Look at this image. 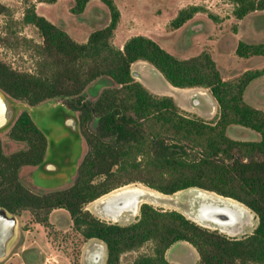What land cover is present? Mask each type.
I'll return each mask as SVG.
<instances>
[{
	"label": "trees",
	"instance_id": "1",
	"mask_svg": "<svg viewBox=\"0 0 264 264\" xmlns=\"http://www.w3.org/2000/svg\"><path fill=\"white\" fill-rule=\"evenodd\" d=\"M23 1L28 6L22 22L35 27L42 40L31 43L39 59L33 73L0 60V89L30 106L63 102L78 116L87 151L71 186L45 193L27 187L20 171L41 164L47 139L23 111L7 136L25 148L6 154L0 138V207L17 217L28 212L44 227L53 211L65 210L85 242L95 239L106 246L105 264H122L123 254L139 251L147 243L152 252L138 254L129 264H174L166 252L179 241L193 246L197 264H264V111L244 99L249 84L264 70H248L225 80L210 53L181 59L143 35L131 37L120 49L112 42L121 18L114 0H103L110 21L91 32L85 43L39 15L29 0ZM90 1L74 0L71 13L81 15ZM229 1L238 20L264 12V0ZM199 11L198 7L180 11L172 26L180 28ZM10 14L11 9L0 2V15ZM236 54L264 57V42L239 41ZM136 61L153 65L173 87L209 91L218 105L216 119L186 114L173 98L150 93L132 74ZM100 79L110 80L112 86L90 98L87 90ZM233 125L257 132L260 140L229 137L227 128ZM133 183L168 196L191 188L212 192L245 206L258 224L252 234L232 238L179 211L148 203L128 225L107 222L87 210L89 204Z\"/></svg>",
	"mask_w": 264,
	"mask_h": 264
},
{
	"label": "rangeland",
	"instance_id": "2",
	"mask_svg": "<svg viewBox=\"0 0 264 264\" xmlns=\"http://www.w3.org/2000/svg\"><path fill=\"white\" fill-rule=\"evenodd\" d=\"M0 1L11 9L9 16L3 19L0 18V38H7L5 43L0 42V60L10 64L16 70L33 73L39 57L35 49L31 46V43L35 42L39 44L42 40L35 27L25 25L22 22L28 5L23 0ZM114 2L123 14L120 20V28H118V39L125 32L127 35L126 39H130L139 34L154 32L160 36L158 38L159 44L181 59L197 55L205 49V51L211 52L207 50L209 48L216 54L222 75L226 80H234L246 70L264 69V57L240 58L236 54L237 45L241 40L254 43L264 41V13H255L244 20H238L234 16L235 5L229 0H114ZM73 4L74 0H56L53 3H40L38 0L35 1L38 14L45 16L59 27L65 29L76 41L84 43L94 29L108 23L109 11L103 0H91L86 11L82 15L76 16L71 13ZM192 7L200 8L194 22L204 26V35L199 38L200 35L192 28L184 29L180 33L173 34L176 28L172 26V21L178 16L181 10ZM93 14H96L97 18ZM146 64L143 72H138L141 83L151 93H154V95L168 96L169 94L167 93L172 85L166 81L153 65L148 62ZM98 82L99 80L93 83L87 90V95L90 98H94L100 93L101 90L98 92L97 89H92ZM105 87L110 86H103V88ZM178 92L174 98L182 107V98L186 95L187 90L179 88ZM208 99L209 97H202L204 101L199 106H196L195 101L191 99H189L187 104L190 109H201L205 115H208L212 108ZM245 101L249 105L264 111V76L249 85L245 92ZM226 133L235 140H260V135L257 132L238 125L228 127ZM0 138L6 154L25 148L24 144L9 139L7 132L0 134ZM86 151L87 146L84 141L83 153L85 154ZM35 168L33 166L22 168L20 178L27 187L38 193L66 188L73 184L75 177L58 188H41L34 183L31 177ZM123 188H137L151 192L157 196L153 199L150 198V200H144L141 205L148 203L162 210H176L183 213L192 221L195 220L198 224L204 225V227L208 226L207 228L212 230L221 228L213 223L199 222L196 218L203 203L198 197V191H203L208 194L212 192L191 188L168 196L154 191L144 184L133 183L120 187L109 194L113 195ZM212 195L222 197L215 193H212ZM105 196L89 204L87 210L102 220L120 225H128L137 220L139 211L135 215L125 212L117 220L105 216L102 210V204L100 203L101 200L105 199ZM250 215L251 217L247 223V225L250 223L249 227L244 226V231L239 226L242 223H246L247 219L243 220L234 228L229 229L226 233L235 235L234 237L236 238H242L251 234L257 224V218L252 212H250ZM18 221V239L11 247L7 259L1 260L0 264H6L10 259L9 262L18 264L22 259V255L25 258L27 257V259H33L35 254L41 256L43 261L49 258L50 261L48 264L104 263L102 254H100L101 259L97 262L93 261L92 256L95 253L98 254L97 252L99 251L106 250L105 245L101 246V250L99 246L94 245L96 242H85L73 229L70 216L65 210H55L52 212L49 217L48 227L36 224L28 212H23L18 217ZM221 230L223 229L221 228ZM151 248L152 246L146 247L143 253H151ZM173 250L177 251L180 260L190 261L192 254L197 256L196 250L184 241L177 243ZM17 253L19 255L16 256L15 254ZM42 260L30 264H42Z\"/></svg>",
	"mask_w": 264,
	"mask_h": 264
},
{
	"label": "water",
	"instance_id": "3",
	"mask_svg": "<svg viewBox=\"0 0 264 264\" xmlns=\"http://www.w3.org/2000/svg\"><path fill=\"white\" fill-rule=\"evenodd\" d=\"M111 84V81L99 80L92 89L99 92L103 86ZM22 109L29 113L34 124L47 139L45 158L31 177L41 188H58L76 176L84 154V140L78 116L63 102L47 101L38 106H30L0 89V134L10 130ZM18 233V217L0 207V261L8 256Z\"/></svg>",
	"mask_w": 264,
	"mask_h": 264
},
{
	"label": "crops",
	"instance_id": "4",
	"mask_svg": "<svg viewBox=\"0 0 264 264\" xmlns=\"http://www.w3.org/2000/svg\"><path fill=\"white\" fill-rule=\"evenodd\" d=\"M30 1V0H29ZM35 1L36 0H32V4H34L35 5ZM1 2V1H0ZM38 2H39V0H38ZM91 2V1H90ZM90 2H89V4H90ZM2 3V2H1ZM40 3H43V2H40ZM46 3V2H45ZM89 4L87 5V8H88V6H89ZM116 4V3H115ZM5 5V4H4ZM7 6V5H6ZM8 7V6H7ZM35 7H36V5H35ZM86 8V9H87ZM86 9H85V11H86ZM108 9V8H107ZM119 9V8H118ZM37 11V10H36ZM84 11V12H85ZM109 11V10H108ZM120 11V10H119ZM182 11V10H181ZM83 12V13H84ZM38 13V12H37ZM82 13V14H83ZM121 13V17H123V14H122V12H120ZM180 13V12H179ZM198 13V12H197ZM197 13H195V15L189 20V21H187L183 26H181L180 28H178V29H176V30H174V32H173V34H175V33H180L182 30H186V29H189V28H192V29H195V31L198 33V35H200V37L199 38H201L203 35H204V26H201L199 23H197V22H194V20L196 19V17L198 16V15H196ZM264 13V12H263ZM262 13V14H263ZM81 14V15H82ZM255 13H253V14H250V15H248L247 17H249V16H251V15H254ZM40 15V14H39ZM94 15V17L95 18H97V15L96 14H93ZM43 16V15H42ZM76 16H80V15H76ZM6 17V15H0V18H5ZM24 17V16H23ZM45 17V16H44ZM247 17H245V18H247ZM244 18V19H245ZM243 19V20H244ZM49 20V19H48ZM120 20H121V18H120ZM109 21H110V13H109ZM109 21H108V23H109ZM52 22V21H51ZM108 23H106L105 25H102V26H100V27H98V28H102V27H105L106 25H108ZM55 24V23H54ZM58 26V25H57ZM98 28H96V29H98ZM118 28H120V21H119V24H118V27H117V29L115 30V32H114V37H113V40H112V42H113V44L114 45H116L118 48H120V49H122L123 48V46H124V44L129 40V39H126V32L125 33H123V34H121V36H120V38L118 39ZM96 29H94V30H96ZM65 30V29H64ZM93 30V31H94ZM66 31V30H65ZM92 31V32H93ZM71 35V34H70ZM139 35H143V36H146V37H149V38H151V39H153V40H155L157 43H159V37L160 36H158V34H156V33H147V34H139ZM72 36V35H71ZM137 36V35H136ZM164 37V36H163ZM116 39H118L117 41H116ZM198 39V38H197ZM198 41V40H197ZM242 41V40H241ZM244 42H247V41H244ZM262 42H264V41H262ZM85 43V42H84ZM247 43H254V42H247ZM256 43H259V42H256ZM160 45V44H159ZM206 48V47H205ZM165 49V48H164ZM167 50V49H166ZM206 50V49H205ZM205 50H203V51H201L200 53H198L197 55H199V54H201L202 52H204ZM207 50H209V51H211V52H208V51H206V52H208V53H210L211 54V56L213 57V59L215 60V62L217 63V66H218V68H219V70L221 71V69H220V64H219V61H218V59H217V57H216V54L212 51V50H210L209 48H207ZM169 52V51H168ZM171 53V52H170ZM171 54H173V53H171ZM174 55V54H173ZM176 56V55H175ZM194 56H196V55H194ZM145 65H147L146 64V61L145 62H143V61H136V62H134L133 64H132V67H131V71H132V74H133V76H134V78L137 80V81H139L140 83H141V80L139 79V73L138 72H143V68H145ZM154 67V66H153ZM136 68V69H135ZM155 68V67H154ZM156 69V68H155ZM137 70H139V71H137ZM264 70V69H263ZM246 71H248V70H246ZM159 72V71H158ZM160 73V72H159ZM244 73V72H243ZM221 74H222V72H221ZM162 75V74H161ZM223 76V75H222ZM264 76V75H263ZM263 76H261V77H263ZM261 77H259V78H261ZM224 78V77H223ZM258 78V79H259ZM225 79V78H224ZM226 80V79H225ZM257 80V79H256ZM255 81V80H254ZM252 83V82H251ZM250 83V84H251ZM142 84V83H141ZM249 84V85H250ZM143 85V84H142ZM144 86V85H143ZM148 91H149V89L146 87V86H144ZM249 87V86H248ZM247 87V88H248ZM170 90L168 91V93L167 94H169L168 95V97H171V98H173V100L175 101V98H174V96L176 95V94H178L179 92H178V89L179 88H176V87H173V86H170V88H169ZM187 90V92H186V95H184V97L182 98V100H183V104H182V107L175 101V103L177 104V106L182 110V111H184V112H186V113H189V114H193V115H195V116H197V117H200V118H202V119H204V120H206V121H214L215 119H216V116H217V113H218V105H217V102H216V100L213 98V96L209 93V91H207L206 89H202V88H191V89H186ZM247 90V89H246ZM150 93H151V91H149ZM246 92V91H245ZM153 95H154V93H152ZM156 95V94H155ZM156 96H159V95H156ZM202 97H209V101H210V103H211V106H212V108H211V110H210V112H209V114L208 115H205V113H203L202 111H201V109H199V110H197V109H194V108H189V106H188V104H187V102L189 101V99H191V100H194L195 101V105L196 106H199V105H202V103H203V101L204 100H202ZM211 98H213V100H211ZM244 99H245V93H244ZM207 101V100H206ZM208 102V101H207ZM204 107V106H203ZM228 129V128H227ZM246 141V140H245ZM110 195V194H109ZM109 195H107V196H109ZM107 196H105L104 198H106ZM250 211V210H249ZM54 212V211H53ZM251 212V211H250ZM52 214V213H51ZM195 221V220H194ZM196 222V221H195ZM251 222V221H250ZM196 223H198V222H196ZM247 223H248V221H246V223H242L241 224V226H239L241 229L243 228V231H244V226H246V227H249V224L247 225ZM257 224H258V220H257ZM257 224H256V226H257ZM256 226H255V228H256ZM254 228V229H255ZM218 230L220 231V232H222V233H225L227 236H229V237H232V238H236V237H234L235 235H231V234H228V233H226V232H223L222 230H221V228H218ZM242 231V232H243ZM254 231V230H253ZM253 233V232H252ZM251 233V234H252ZM18 235H19V233H18ZM250 235V234H249ZM18 239V238H17ZM87 242H96L94 245H96V246H99L100 248H101V246L102 245H104L102 242H100V241H98V240H95V239H93V240H89V241H87ZM185 242V241H184ZM99 243V244H98ZM177 243H180V241L179 242H177ZM177 243H175V244H173L168 250H167V252H166V258L168 259V261L169 262H171V263H174V264H197L198 263V260H199V256H198V254H197V256H195V255H193L192 254V256H191V258H190V261H185V260H180L179 259V256L177 255V251H174L173 249H174V247H175V245H177ZM190 245V244H189ZM148 246H152V244L151 243H147L144 247H142L139 251H132V252H128V253H125V254H123L122 256H121V263L122 264H129L130 262H132L136 257H137V255L138 254H140V253H143L144 252V250H145V248L146 247H148ZM104 247V246H103ZM106 247V246H105ZM189 247V246H188ZM193 247V246H192ZM101 250H102V248H101ZM151 252H152V248H151ZM98 254L100 253V254H102V256H103V260H104V263L103 264H105V261H106V255H107V250H102V251H99V252H97ZM16 256L17 255H19V253H17V254H15ZM8 257V256H7ZM7 257L5 258V259H7ZM11 260V259H10ZM9 260V261H10ZM42 260V257L41 256H37V254H35V257L33 258V259H30V258H28L27 259V257L25 258V256L24 255H22V259H21V261L20 262H18V264H30V263H36L37 261L39 262V261H41ZM7 262L6 264H13V262ZM49 261H50V259L49 258H47L45 261H43L42 260V264H48L49 263ZM58 263V262H57Z\"/></svg>",
	"mask_w": 264,
	"mask_h": 264
},
{
	"label": "bare ground",
	"instance_id": "5",
	"mask_svg": "<svg viewBox=\"0 0 264 264\" xmlns=\"http://www.w3.org/2000/svg\"><path fill=\"white\" fill-rule=\"evenodd\" d=\"M153 192V191H152ZM153 193L137 188H123L113 195L101 200L102 210L105 216L117 220L125 212L137 214L144 200L155 198ZM198 197L203 201L197 215V221L213 223L223 230L229 231L243 220L251 217L250 211L235 200L230 198L215 197L212 193L198 191ZM202 225V224H201ZM100 254V253H99Z\"/></svg>",
	"mask_w": 264,
	"mask_h": 264
},
{
	"label": "built area",
	"instance_id": "6",
	"mask_svg": "<svg viewBox=\"0 0 264 264\" xmlns=\"http://www.w3.org/2000/svg\"><path fill=\"white\" fill-rule=\"evenodd\" d=\"M93 257V261L97 262L99 259H101V255L100 254H96L92 256Z\"/></svg>",
	"mask_w": 264,
	"mask_h": 264
}]
</instances>
